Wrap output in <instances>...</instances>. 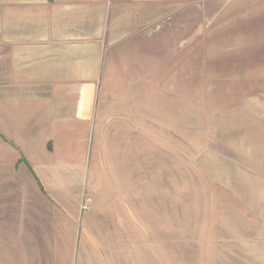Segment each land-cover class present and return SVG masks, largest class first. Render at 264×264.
Returning a JSON list of instances; mask_svg holds the SVG:
<instances>
[{
    "label": "crops",
    "instance_id": "obj_1",
    "mask_svg": "<svg viewBox=\"0 0 264 264\" xmlns=\"http://www.w3.org/2000/svg\"><path fill=\"white\" fill-rule=\"evenodd\" d=\"M241 15L264 30V0H0V264H177L144 230L85 225L82 196L109 189L96 185L97 133L175 126L192 47ZM259 106L249 118L264 128ZM248 144L243 164L264 187V130ZM259 246L232 264H264Z\"/></svg>",
    "mask_w": 264,
    "mask_h": 264
},
{
    "label": "rangeland",
    "instance_id": "obj_2",
    "mask_svg": "<svg viewBox=\"0 0 264 264\" xmlns=\"http://www.w3.org/2000/svg\"><path fill=\"white\" fill-rule=\"evenodd\" d=\"M241 20L210 23L209 44L192 47L175 126L99 128L96 185L109 189L82 196L88 228L144 230L145 243L176 247L177 264H232L241 247L264 246V187L242 154L249 128L264 130L249 118L264 106V30Z\"/></svg>",
    "mask_w": 264,
    "mask_h": 264
}]
</instances>
